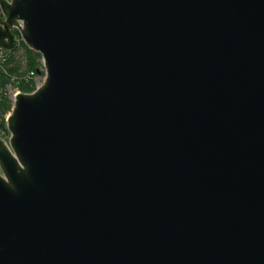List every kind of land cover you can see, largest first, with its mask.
I'll return each mask as SVG.
<instances>
[{"label": "water", "instance_id": "obj_1", "mask_svg": "<svg viewBox=\"0 0 264 264\" xmlns=\"http://www.w3.org/2000/svg\"><path fill=\"white\" fill-rule=\"evenodd\" d=\"M45 80L0 138V264H264V0H0Z\"/></svg>", "mask_w": 264, "mask_h": 264}, {"label": "trees", "instance_id": "obj_2", "mask_svg": "<svg viewBox=\"0 0 264 264\" xmlns=\"http://www.w3.org/2000/svg\"><path fill=\"white\" fill-rule=\"evenodd\" d=\"M1 14V11H0ZM10 51L0 50V138L9 140L7 118L12 112L13 99L10 91L31 94L37 89V78L44 77L42 57L29 49L19 33Z\"/></svg>", "mask_w": 264, "mask_h": 264}, {"label": "rangeland", "instance_id": "obj_3", "mask_svg": "<svg viewBox=\"0 0 264 264\" xmlns=\"http://www.w3.org/2000/svg\"><path fill=\"white\" fill-rule=\"evenodd\" d=\"M8 1H11V0H8ZM44 80H45V76L44 77L37 78L36 79V81H37V87L38 86H41L44 83ZM16 94H17V92H14L13 90L10 91V95H11L12 99H14V97H15ZM4 141L8 143L9 140H4Z\"/></svg>", "mask_w": 264, "mask_h": 264}]
</instances>
